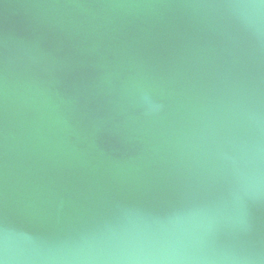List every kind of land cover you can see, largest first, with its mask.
<instances>
[{
  "label": "water",
  "instance_id": "water-1",
  "mask_svg": "<svg viewBox=\"0 0 264 264\" xmlns=\"http://www.w3.org/2000/svg\"><path fill=\"white\" fill-rule=\"evenodd\" d=\"M0 264H264V0H0Z\"/></svg>",
  "mask_w": 264,
  "mask_h": 264
},
{
  "label": "clouds",
  "instance_id": "clouds-1",
  "mask_svg": "<svg viewBox=\"0 0 264 264\" xmlns=\"http://www.w3.org/2000/svg\"><path fill=\"white\" fill-rule=\"evenodd\" d=\"M144 100H145V103L148 104L150 107L153 106V105H152V102H151V100H150L149 97L145 96V97H144Z\"/></svg>",
  "mask_w": 264,
  "mask_h": 264
}]
</instances>
